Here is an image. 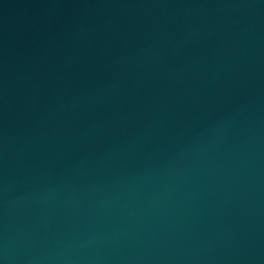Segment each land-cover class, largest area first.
Returning a JSON list of instances; mask_svg holds the SVG:
<instances>
[{"label": "water", "instance_id": "water-1", "mask_svg": "<svg viewBox=\"0 0 264 264\" xmlns=\"http://www.w3.org/2000/svg\"><path fill=\"white\" fill-rule=\"evenodd\" d=\"M19 264H264V0H0Z\"/></svg>", "mask_w": 264, "mask_h": 264}]
</instances>
